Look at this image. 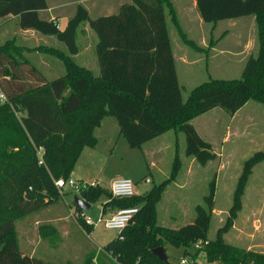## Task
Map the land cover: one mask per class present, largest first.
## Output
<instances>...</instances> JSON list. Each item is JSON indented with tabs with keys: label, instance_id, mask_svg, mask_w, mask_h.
<instances>
[{
	"label": "trees",
	"instance_id": "1",
	"mask_svg": "<svg viewBox=\"0 0 264 264\" xmlns=\"http://www.w3.org/2000/svg\"><path fill=\"white\" fill-rule=\"evenodd\" d=\"M195 1L207 23L253 17L259 50L257 56L247 60L240 78H210L192 89L184 100L167 28V11L182 41L196 49L201 47L182 30L170 0H129L117 12L96 18L84 5L77 4L63 30L57 20L41 16L49 9V0H0V19L17 17L21 29L54 36L65 46V50L40 46L28 51L60 60L66 71L59 78L47 80L24 57L26 48L14 40L0 46V90L7 98L0 104V264H58L22 252L16 224L65 194L64 189L57 188L56 181L69 179L84 148L96 145L93 131L105 117L117 119L120 133L131 148H142L170 131L183 133L186 155L204 166L215 154L192 121L215 108L234 115L249 101L264 105V0ZM85 24L97 36L99 75L74 58L79 53L77 34ZM214 45L211 42L205 50ZM179 161L176 156L168 180L143 196L115 198L100 185L80 192L89 204L106 193L104 213L139 208L119 239L102 247L101 255L117 264H171L161 261L153 250H166L172 245L183 247L186 257L193 247L197 252L204 251L211 264H264L263 253L224 239L238 217L254 167L264 161V151L245 161L231 215L215 239L208 238V231L216 179L209 184L205 204L196 207L192 223L174 229L157 221V204L165 187L176 179ZM83 212L75 207V216L85 225ZM93 258L88 256L86 264H91ZM191 262L197 264L196 257Z\"/></svg>",
	"mask_w": 264,
	"mask_h": 264
},
{
	"label": "rangeland",
	"instance_id": "2",
	"mask_svg": "<svg viewBox=\"0 0 264 264\" xmlns=\"http://www.w3.org/2000/svg\"><path fill=\"white\" fill-rule=\"evenodd\" d=\"M125 1L127 0H94L83 5L90 16L96 18L99 15L117 12ZM192 2L170 0L175 13L179 12L180 26L182 24L184 31L198 44L201 43V36L205 31L208 38L213 34L216 39L220 38V42L214 51L202 47L200 50L185 44L167 11V28L184 100L192 89L210 78H240L247 59L250 56H257L259 50L253 17L222 20L217 23L202 21L203 29L190 30L182 15L185 18L187 13L194 10ZM190 22L193 23L192 20ZM214 24L216 30L213 32ZM85 28L87 31H84ZM6 39L4 32L0 31V46L7 42ZM76 40L81 53L75 61L80 65H87L99 75L95 32L85 24L78 32ZM220 51L235 53L237 56L230 60L228 54ZM187 61L194 63L188 64ZM59 64L62 68L61 75L65 74V67L62 63ZM231 116L233 115L223 109L215 108L192 121L215 154V158L204 166L186 155V139L183 133L176 134L170 131L139 149L131 148L127 139L119 133L113 137L112 129L111 147H114V150L102 153L103 149L100 146H104V139L101 140L97 150L98 155L104 154V158L94 160L96 165L85 171L90 176L89 180L83 181L92 183L91 179L103 177V181L102 178L98 181L107 189L114 178L129 177L135 183V194L143 196L151 192L155 185L170 178L177 156L180 160L177 177L165 187L157 204V221L160 225L174 229L192 223L196 217V207L205 204L204 197L208 193L209 184L216 179V196L208 231V238L215 239L218 230L226 224L231 215L230 210L245 161L256 152L264 151V105L249 101L236 121H231ZM221 154L224 155L222 160L217 157ZM145 179H150V182H146ZM64 193L67 205L62 201V196L46 209L17 222L21 251L58 264H86V258L90 255L94 256L91 264H117L110 257L102 256L100 253L103 246L120 237L119 230L108 229L104 222H98L103 214L107 194L103 193L88 210L84 211L85 217H89L94 223L92 232L88 233L87 227L74 216V196L78 194L81 196V193L69 187L65 188ZM66 217L68 219L63 221L62 219ZM236 222L240 229H244L246 222L247 228L264 233V161L253 169L241 199V209L234 223ZM232 235L233 227L224 235L227 243H234L231 241ZM166 253L171 264H180L186 257L183 247L168 245ZM189 253L188 258L192 260L196 257L197 264H211L208 263L204 251L197 252L193 247Z\"/></svg>",
	"mask_w": 264,
	"mask_h": 264
},
{
	"label": "crops",
	"instance_id": "3",
	"mask_svg": "<svg viewBox=\"0 0 264 264\" xmlns=\"http://www.w3.org/2000/svg\"><path fill=\"white\" fill-rule=\"evenodd\" d=\"M91 1H94V0H49V6L50 7L48 10L41 12V16L43 18H46L49 20H54V19L57 20L58 26L63 30V29H65L69 19L74 14L76 5L77 4L83 5V4H86V3L91 2ZM127 1H129V0H127ZM127 1H125V2H127ZM192 1H193L192 6L194 7V10L190 13H187L185 15V18L183 15H182V17L186 21L187 26L189 27L190 30L199 31L200 29H203V26H202L203 19L201 18L200 14L197 10L196 1L195 0H192ZM120 6H119V8H120ZM109 10H112V9H109ZM99 16H101V15H99ZM166 17H167V13H166ZM169 17L171 19V16H169ZM177 17L179 18V12H177ZM190 20H192L193 23H191ZM0 21H1L0 22V31L4 32V34L6 35V38H7L6 40L7 41L8 40H14L18 46L26 48V51L24 52V57L26 59L30 60V62L33 65L38 67L39 70L42 72V74L44 75V77L47 80H52V79L59 78V77L65 75V74L61 75L62 68H61V65L59 63H62V62L60 60H58V59H56L50 55L41 53V52H37V51H33V50L28 51V49H34V48H37L40 46L53 47L56 49L65 50V46L61 42H59L56 39V37L42 35V34L38 33L37 31L31 30V29L23 30L18 25V18L14 17V16L0 19ZM179 21H180V18H179ZM252 21H253V24L255 25L254 18L252 19ZM12 24H13V26H11ZM215 25L216 24H214L212 27L213 32L216 30ZM181 26H182V24H181ZM255 27H256V25H255ZM182 30L184 31L183 26H182ZM84 31H87V28H85ZM256 31H257V29H256ZM184 33L187 35V37L190 40H193L199 47H202V48H209L211 42H214L215 45L211 48L212 51L216 50L215 47L220 42V38L216 39L215 37H213V34H212L211 38H208L206 31L201 36L202 41L200 44H198L194 39H191L185 31H184ZM247 47H248V45L245 46V49H247ZM80 53H81V49L79 48V53L76 56H74V58L76 59V58L80 57L79 56ZM220 53L228 54L230 57L229 58L230 60H233L234 57L237 56V54L231 53L228 51H220ZM93 60L96 62V59L93 58ZM97 62H98V60H97ZM187 63L192 64L194 62H188L187 61ZM85 64H88V63H85ZM82 66L87 67V65H82ZM65 73H66V71H65ZM247 105H248V103L244 107H242L239 111H237L233 116H231V121H236L239 117L240 112ZM115 119L116 118L114 116H107L104 118V120L101 122V124L94 129L93 133H94L95 137L97 138V144L94 147L84 148L83 152L81 153V156L79 157V159L75 165L74 171L71 174L72 178L76 179L77 181L86 182L83 180H89L88 178H90V176L85 171L86 170L88 171L93 166H95L96 160L98 161L100 158H104V154H102V153H105V151L112 152V150H114V147H111V144H112L111 130L113 129V133L115 134V135L113 134V137L116 136V133L117 134L119 133V135H121L119 123H118L117 119L116 120ZM195 127L197 129V126H195ZM165 134H167V133H165ZM165 134H163V135H161V136H159V137H157L151 141H154L160 137H163ZM118 138H119V136H118ZM103 139H104V142H103L104 146L102 147V146H100L101 145L100 141ZM151 141H149V142H151ZM149 142L145 143L142 146V148L145 145H147ZM99 146L103 149V152L101 153V155H98L97 148ZM139 149H141V148H139ZM106 154H107V152H106ZM217 157L220 160H222V158H224V155L221 154V156H217ZM99 178H102L101 180L103 181V177H96V180L91 179L92 180L91 182H96L98 185L103 187L102 186L103 184H101L98 181ZM118 178H129V177H118ZM115 179H117V178H114L109 183V186L107 188L110 193H111L112 182ZM147 180H150V179H145L146 182H148ZM86 183H88V182H86ZM136 195H139V194H136ZM74 197H81V196L78 194L77 196H74ZM62 201L65 203V205H67L66 200H65V194L63 195ZM106 202H107V200H106ZM118 210H120V209L111 210V211H108L106 213H104V211L102 210L103 214L100 218L105 217V219H109ZM74 216H75V214H74ZM67 219H68V217L63 218L62 220L64 221ZM245 221L247 222V220H245ZM246 222L244 224V229L243 228L240 229L237 226V222L234 223L233 235H232L233 239L231 240L234 243L232 245H235V246H238L241 248H245L247 250H254L256 252H260V253L264 254V233L257 232L258 230H256V229L247 228L248 224ZM90 227L93 229L94 226H90ZM92 229L88 233H91ZM243 242H244V244H243ZM98 251H99V249H98Z\"/></svg>",
	"mask_w": 264,
	"mask_h": 264
},
{
	"label": "built area",
	"instance_id": "4",
	"mask_svg": "<svg viewBox=\"0 0 264 264\" xmlns=\"http://www.w3.org/2000/svg\"><path fill=\"white\" fill-rule=\"evenodd\" d=\"M7 101L5 94L0 91V104H4ZM148 182L150 180H147ZM96 182L86 183L77 181L70 177L69 179H59L56 181V186L59 189H65L66 187L72 188L76 191H86L92 187L97 186ZM111 194L115 198H129L135 195V183L130 178H117L112 182ZM139 213L138 207L123 208L115 212L109 219L100 218L98 222H104L108 229L119 230L120 232L126 228V226L134 219ZM81 217L84 220L85 225L94 226L92 220L85 217L84 212L81 213ZM201 244H197L199 248ZM180 264H193L188 257L181 260Z\"/></svg>",
	"mask_w": 264,
	"mask_h": 264
},
{
	"label": "water",
	"instance_id": "5",
	"mask_svg": "<svg viewBox=\"0 0 264 264\" xmlns=\"http://www.w3.org/2000/svg\"><path fill=\"white\" fill-rule=\"evenodd\" d=\"M74 206L79 207L81 210L85 211L91 207V204L86 202L81 197H75L74 199ZM153 254L157 256L161 261L169 263L168 256L164 247H158L153 250Z\"/></svg>",
	"mask_w": 264,
	"mask_h": 264
}]
</instances>
